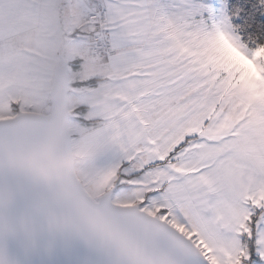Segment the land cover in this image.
Returning <instances> with one entry per match:
<instances>
[{"label": "snow or ice", "instance_id": "obj_1", "mask_svg": "<svg viewBox=\"0 0 264 264\" xmlns=\"http://www.w3.org/2000/svg\"><path fill=\"white\" fill-rule=\"evenodd\" d=\"M0 264H264V0H0Z\"/></svg>", "mask_w": 264, "mask_h": 264}]
</instances>
